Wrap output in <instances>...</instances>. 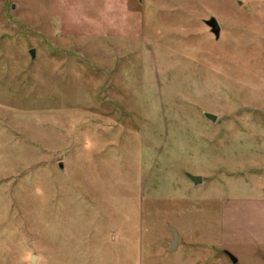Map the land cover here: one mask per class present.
Listing matches in <instances>:
<instances>
[{
  "label": "rangeland",
  "instance_id": "374dc122",
  "mask_svg": "<svg viewBox=\"0 0 264 264\" xmlns=\"http://www.w3.org/2000/svg\"><path fill=\"white\" fill-rule=\"evenodd\" d=\"M33 256L264 264V0H0V264Z\"/></svg>",
  "mask_w": 264,
  "mask_h": 264
},
{
  "label": "water",
  "instance_id": "95a60500",
  "mask_svg": "<svg viewBox=\"0 0 264 264\" xmlns=\"http://www.w3.org/2000/svg\"><path fill=\"white\" fill-rule=\"evenodd\" d=\"M207 24L211 27L212 32L215 34L216 38L219 39L221 36V26L218 22V20L216 18H212L211 20L207 21ZM32 57L33 59L36 58V50H32L31 51ZM207 117L212 120V121H216L217 120V116L213 115V114H209L207 113ZM191 179L196 183V184H200L203 181V178L201 176H194V175H190ZM171 231L173 233L174 238L171 240L172 243V247L171 250H175L178 245H179V241H180V235L178 232V229L174 226H171ZM231 259L233 260L234 263H238L239 260L230 252H226ZM37 261V256H33L32 258V263L36 264Z\"/></svg>",
  "mask_w": 264,
  "mask_h": 264
}]
</instances>
